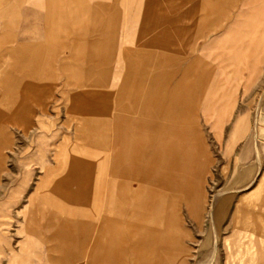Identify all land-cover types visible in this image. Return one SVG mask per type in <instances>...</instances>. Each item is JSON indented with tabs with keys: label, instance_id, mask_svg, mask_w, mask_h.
Wrapping results in <instances>:
<instances>
[{
	"label": "rangeland",
	"instance_id": "obj_1",
	"mask_svg": "<svg viewBox=\"0 0 264 264\" xmlns=\"http://www.w3.org/2000/svg\"><path fill=\"white\" fill-rule=\"evenodd\" d=\"M245 1L0 0V264H100L88 253L101 223L105 248L115 254L102 264H264V63L243 92L244 79L228 80L216 56L226 39L202 26L207 8L219 19ZM98 42L107 45L98 49ZM134 56L143 60L142 76L131 80L126 65ZM162 56L168 59L157 68L169 74V115L179 114L172 89L190 62L199 63V93L184 114L208 157L178 176L184 188L168 192L162 208L168 226L157 240L149 225L109 215L104 183L116 177V90L143 88ZM214 82L236 87L230 115L215 123L204 115ZM127 102L137 103L132 96ZM129 115L122 123V168L135 147L147 153L159 142L143 140L145 129ZM79 123L105 138L73 153L65 148L74 144ZM136 139H142L138 146ZM122 181L133 190L139 185ZM30 195L43 205L36 214L39 234L25 229ZM49 245L77 254L58 257Z\"/></svg>",
	"mask_w": 264,
	"mask_h": 264
},
{
	"label": "crops",
	"instance_id": "obj_2",
	"mask_svg": "<svg viewBox=\"0 0 264 264\" xmlns=\"http://www.w3.org/2000/svg\"><path fill=\"white\" fill-rule=\"evenodd\" d=\"M205 1L207 2V0ZM225 1L229 2L230 0ZM205 12H207L204 15L205 17H202L204 29H219L222 38L226 39L216 55L225 64L222 70L223 72L227 71L228 80L240 81L244 79V92V87L247 86L252 74H259L261 65L264 63V0H246L240 6H236L232 13H226L219 19L212 18L210 16L211 11L208 8ZM106 45V42H98L96 48H104ZM191 47L194 48L193 45ZM102 52L104 51L102 50ZM97 53L99 52L97 51ZM102 58L98 55L99 60H102ZM167 59L166 56H162V59H156L155 67L157 68L161 62L164 64ZM142 61L139 56H134L126 65V74L131 76V80L134 78L135 80L139 79L142 76L140 74L142 72L137 71L138 65L140 66ZM147 63L149 62L147 61ZM200 69L198 62H190V65L187 66L180 80L171 91V94L173 93L178 97L177 111H179V114L169 115L170 113H168L165 94L169 74H164V71L158 70V68L156 72H146L147 83L143 88L140 85L135 87L132 85L129 89L123 87L116 90L115 97L118 95L116 100L119 99L116 101L117 112L111 125L113 132L111 156L113 161L114 158L117 159L114 162L112 161L113 163L111 162L113 166L112 174H115L116 177L110 183L128 184L122 180L131 178L136 180L139 185L172 181L177 184L179 190L185 187L177 178L186 173L190 174L192 168L196 165L197 133L193 126L185 120L184 110L195 101V96L199 93V83L196 79L199 78ZM130 76L127 78H130ZM207 89L208 92L204 99V115L211 119L213 123L217 119L227 118L235 103V85L226 87V84L214 82L208 85ZM132 93L136 95L133 96ZM131 96L137 101L133 106L127 102ZM228 102L232 104L230 109H227ZM130 113L135 114L137 118L136 125L145 129L143 140L153 141L157 137L159 142L147 153L135 147L128 167L122 168L120 165L125 158L124 152H126H120L121 137L125 127L122 123L123 120L125 122L128 120L127 117L130 118ZM241 124L242 119L238 117L234 123V133H237ZM85 125L88 126L86 123L77 125L73 141L70 142L74 144L69 146L70 151L73 153L82 145H85V147L95 146L99 140L102 141L105 138L100 134L98 137H93L97 133L94 131L95 128L89 125L87 137L79 140L78 134H83L82 131L80 132V128L83 130ZM141 140L136 139L137 146ZM204 156L208 157L205 148ZM190 184L189 182L187 186L188 191L191 189ZM120 210L122 211V208ZM119 215L124 217L125 209Z\"/></svg>",
	"mask_w": 264,
	"mask_h": 264
},
{
	"label": "bare ground",
	"instance_id": "obj_3",
	"mask_svg": "<svg viewBox=\"0 0 264 264\" xmlns=\"http://www.w3.org/2000/svg\"><path fill=\"white\" fill-rule=\"evenodd\" d=\"M127 76L129 77L130 75H127ZM132 94L133 96L136 95L134 93ZM231 105L232 104L228 102L227 108L230 109ZM68 148L70 147H66L65 150H67ZM61 151H63V149H61ZM62 153L63 152H60L58 156H61ZM204 157L205 156H204L203 146L201 144L200 139L197 138L196 164L198 163L200 159H204ZM0 166H1V157H0ZM0 171H1V167H0ZM100 181L102 182L103 178H101ZM150 185L152 186V188H155V189H152ZM173 190H179V189H178L177 184L172 181L152 182L149 184L138 185V187L135 190L132 189L131 185L125 184V183H110V182L104 183V191H106L104 196L106 198L105 202L107 204L106 207L108 209L109 215H119L121 214L123 209H125L124 217H127V218L133 217L139 220L142 224L149 225L153 229V231H155V233L152 232L150 236L152 235V237H156L155 239L157 240L159 239V237L161 238L163 235V232L161 230L164 228L162 226L163 225L168 226V218L167 217L164 218L162 216V208H164V205L166 204V199L170 196L168 192L173 191ZM42 208H43V205L41 204V202L39 201L36 203L33 196L30 195L28 199V204L26 206L27 211H26V214L24 215V218L25 217L27 218L25 229L32 231L36 234H39L38 226L36 225V220H37L36 214L40 213ZM120 208H122V211L120 210ZM101 219H104V218H101ZM103 226L104 224L101 223L96 228L97 234H99V236L101 234V237L103 238L100 237V238L94 239L92 244H94V241L96 242V244H94V246L92 245V250L88 253L89 255H92L95 258H97L100 261V264L108 261L109 259L115 256V254L113 255V253L111 252V250H109L108 247H107V250L105 248L106 246L105 245L106 243L104 242L105 241V236H104L105 228ZM66 236L71 240L74 239V234L67 233ZM1 240L5 241L4 238H2ZM55 246L49 245V249L52 252H56L57 254H59L57 255L58 257H62L66 259V258H71L72 256H76L77 254V252H75L74 254L73 251H69V252L65 251L64 254L59 253V250L56 249ZM21 251H22V248H19V252L14 255V258L20 256ZM147 252L148 251H146V254Z\"/></svg>",
	"mask_w": 264,
	"mask_h": 264
}]
</instances>
